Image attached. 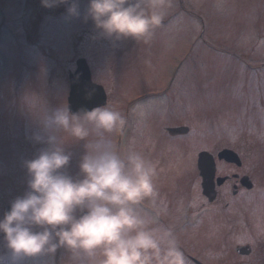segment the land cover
I'll use <instances>...</instances> for the list:
<instances>
[{
  "label": "rangeland",
  "instance_id": "374dc122",
  "mask_svg": "<svg viewBox=\"0 0 264 264\" xmlns=\"http://www.w3.org/2000/svg\"><path fill=\"white\" fill-rule=\"evenodd\" d=\"M72 2L46 8L41 0H0V218L28 191L24 162L47 146L32 138L41 131L36 114L68 106V76L78 60L104 89L105 105L125 117L123 129L110 137L114 145L134 148L157 166L159 204L146 202L144 214L156 220L158 205L186 223L188 198L200 191L192 161L202 149L237 150L257 186L264 185V63L255 66L264 61V0H173L168 22L148 44L101 37L87 17L89 0H77L78 16L67 12ZM170 35L174 44L164 46ZM178 63L173 93L166 94ZM173 127L187 131L169 133ZM57 135L72 153L66 171L76 176L83 142ZM192 221L201 228L187 226L185 244L206 259L227 261V248L201 216ZM255 232L236 227L223 236L252 239ZM28 264H70L69 254L61 250L55 261L41 257Z\"/></svg>",
  "mask_w": 264,
  "mask_h": 264
},
{
  "label": "clouds",
  "instance_id": "9594fccd",
  "mask_svg": "<svg viewBox=\"0 0 264 264\" xmlns=\"http://www.w3.org/2000/svg\"><path fill=\"white\" fill-rule=\"evenodd\" d=\"M67 3L41 0L46 8ZM172 6L173 0H89L87 17L103 38L148 44ZM67 12L79 15L77 0ZM36 116L41 131L32 138L47 146L24 162L28 191L0 218V264L55 261L61 250L70 264H190L172 228L141 211L156 204L158 170L142 152L121 151L110 139L125 126L121 112L60 105ZM61 131L83 142L76 176L66 171L72 153Z\"/></svg>",
  "mask_w": 264,
  "mask_h": 264
},
{
  "label": "flooded vegetation",
  "instance_id": "af4514ba",
  "mask_svg": "<svg viewBox=\"0 0 264 264\" xmlns=\"http://www.w3.org/2000/svg\"><path fill=\"white\" fill-rule=\"evenodd\" d=\"M186 55L187 53L184 57ZM177 129L179 128L173 127L167 130L176 134ZM191 142H194L197 148L194 138H191ZM203 152L209 154L204 156L206 159L199 158ZM221 153L223 157L219 158ZM255 156L256 153L250 154V160L255 159ZM246 159L237 150L230 148H223L213 153L206 149L196 152V157L192 161L194 166L192 176L199 180L200 191L195 195L191 192L192 195L188 198L186 223L182 225L174 218L173 222L162 220L158 222L172 228L190 264H264V185L257 186L254 176L256 174L244 167ZM197 179H194L196 183ZM194 214L201 216L207 230L227 248L229 253L227 261L206 259L185 244L181 234L186 227L194 225L201 228L198 222L192 221ZM236 227L244 231L256 230L260 234L255 232L253 240L230 239L223 236ZM199 232L198 229L197 233ZM209 240H213V237Z\"/></svg>",
  "mask_w": 264,
  "mask_h": 264
},
{
  "label": "water",
  "instance_id": "95a60500",
  "mask_svg": "<svg viewBox=\"0 0 264 264\" xmlns=\"http://www.w3.org/2000/svg\"><path fill=\"white\" fill-rule=\"evenodd\" d=\"M68 81L70 93L67 103L72 111L75 112L81 107L91 108L96 105H105V93L100 86L91 83L89 69L84 60L76 61V71L69 76ZM88 92H93L90 99L86 96ZM202 156H206V154L200 157L202 158ZM204 158L206 159V157ZM8 210L10 208L6 211Z\"/></svg>",
  "mask_w": 264,
  "mask_h": 264
},
{
  "label": "bare ground",
  "instance_id": "6f19581e",
  "mask_svg": "<svg viewBox=\"0 0 264 264\" xmlns=\"http://www.w3.org/2000/svg\"><path fill=\"white\" fill-rule=\"evenodd\" d=\"M166 41V42H165ZM164 41V46H167V45H173L174 42H175V37H173L172 35H170V37L166 38V40ZM166 44V45H165ZM39 46V45H38ZM91 79V77H90ZM92 82V81H91ZM190 139V137H189ZM172 152H177V151H172ZM177 156H178V153H176Z\"/></svg>",
  "mask_w": 264,
  "mask_h": 264
}]
</instances>
